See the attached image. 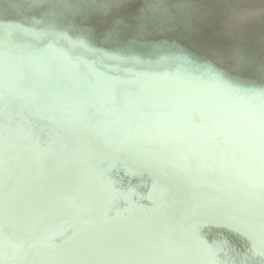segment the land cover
<instances>
[{"label": "water", "instance_id": "1", "mask_svg": "<svg viewBox=\"0 0 264 264\" xmlns=\"http://www.w3.org/2000/svg\"><path fill=\"white\" fill-rule=\"evenodd\" d=\"M70 1L80 11L88 5L92 7V13L77 19V24L84 28V32L86 29H90L88 35L92 36V38L90 37L92 40L93 37H96L101 43L116 47L114 55L120 52L131 55L124 48L126 50L136 49L137 52L135 53L137 54H132V56L144 61L143 65L149 59L153 68L160 65L164 66L170 74L181 71V65L184 62L203 66L201 61H206L217 69L223 68L221 62L225 61L229 55L233 56L231 53L232 45L236 41L235 38H239L240 35L246 37V41L241 39L246 49L253 52L250 46L251 42L247 40L248 37H251L256 39L264 52V36L258 37L245 28L246 24H252L264 30V0H97L102 2L101 5L98 2L93 3L92 0ZM10 3L15 4L19 9L26 6L31 7L34 3L49 4L57 13L63 12L67 6L64 0H10ZM3 12L0 11V27L15 34L11 43L0 39V44H5L17 54V60L13 63L20 62L19 69L24 73L23 83L36 86L38 95L42 97L50 99L78 98L85 102V106L79 114H74L71 107L60 109L50 102H39L31 108L16 104L13 105L10 111L0 114V129L5 138V152L10 148L15 157L14 162L18 166L25 163L22 170L31 175L37 174L39 180H35L36 183L45 188L51 186L45 174V169L49 168L57 178H66L68 172L72 173L73 179L76 177L84 178L80 188L87 193H93L95 192L94 188L97 187L89 178H98L106 169L115 166L114 178L124 186H127L130 181L139 196L148 197L150 193H153L155 186L154 195L159 201L161 199L160 187H166L168 195L165 203L168 207H172L173 202L176 200L183 202L192 198H200L198 196L199 189L209 184H213L211 185L213 190L210 192V197L217 194L219 182L226 177L224 173L219 172L218 167L220 166L218 164L209 161L200 153L193 154L185 151L168 153L174 168L170 169L163 178L162 185L157 170H137L127 160L109 156L103 151L94 152L95 145L75 149L74 143L76 141L74 140L77 139L80 142L84 139L83 141L86 142L88 133L81 131L74 122L88 120L95 124L101 120L98 114L101 109L105 106L118 107L116 104L122 109L136 107L147 119L110 122L113 123V130L135 129L142 125L150 126L152 131H145V147L154 150L161 149L162 142L155 129L167 123L175 114H182L181 108L174 107L171 104L168 105L166 116L157 114L165 104L162 100L165 102L168 99L165 96L168 92H174L188 98L189 109L200 111L203 114L204 119L200 116L194 124L187 123L184 117V124L193 133H200L202 128H207L209 135L205 137V140L213 142L212 152L229 147L230 139L219 136V131L223 132L224 135L228 127L219 121L217 128H209L211 126L207 124L209 120L206 118L209 112L199 101L190 97L189 93L192 87L190 83L182 80L176 81L168 77L152 81L139 80L132 73L144 70L141 65L135 63L121 64L119 69L116 70L108 67V65L119 63L118 61H105V67L110 68V74L108 73V75L104 71L94 69V63L91 61L78 62L69 52L66 55L65 51L57 48L42 54L30 52L26 49L25 38L18 34L23 30L17 29L18 26L13 21H24V25L31 27L30 30H34L37 37L45 39L50 38L49 28L53 30L56 27L48 23L54 28L44 26L37 31L33 28L34 16L31 13L21 15ZM156 14L173 19L175 28L167 29L162 23L160 24L155 18ZM133 19L140 26H136ZM211 23H214L215 26H212ZM123 33L126 36H123ZM152 33H157L158 37L152 39L150 37ZM193 34L195 38H192ZM64 37L70 36L66 34ZM76 39L84 41L91 48H105L94 44L93 41L87 40L82 35H78ZM181 40L187 42L180 45L178 42ZM157 46L165 47L167 51L163 53L158 50ZM103 52L106 53V51ZM170 52H172L171 55H175L174 59L169 60V58H166V54ZM69 56L71 59H69ZM220 58L225 59L220 60ZM48 62L49 64H47ZM260 62L264 63V61ZM44 63L46 66L43 69ZM9 64H5V66L7 67ZM21 66H23V69ZM223 70L224 73L230 74L228 69L223 68ZM73 71L77 76L72 73ZM154 74L161 75L157 72ZM254 75L256 74L251 71L242 73L241 78L243 80L240 83L252 85L260 79L264 80V73L258 74L256 79ZM178 83L181 84L183 89L178 87L180 86ZM53 89L58 90L54 93L51 92ZM101 90H105L107 96L106 94L102 96L101 93L104 92ZM156 97L160 100L156 101ZM113 99L116 100L115 105L112 104ZM132 101L135 103L134 105H132ZM38 118L41 120L39 126L34 127ZM9 120L20 122L18 134L26 136L35 131L38 137L35 148H27L30 146L23 142L20 145L14 142L12 132L7 126ZM9 138H11L10 144L8 143ZM236 147L238 151H241L239 144ZM76 152L78 154L74 155ZM183 166L192 175L195 182L194 189L186 182ZM207 169L211 175L207 172ZM139 196L136 199L141 205L151 207L150 200H140ZM53 199L55 200L54 194ZM110 207L111 212L107 211L106 213L109 226L114 224L112 219L117 220V223H124L126 220L138 221L145 231L157 233L154 242L159 245L171 247L176 251H182L186 246L195 247L190 237L182 234L175 226L161 223L158 215L143 214L135 210L125 212L126 206L120 200H115ZM118 213H120L119 218ZM49 216H55L56 220L52 219L46 223H41L39 226L43 225L45 228L41 227L42 229L34 230L35 232H41L39 246L34 245L31 249L22 248L18 251L19 255H24L25 264H44L45 261H48L47 254L50 255V260L58 259L64 252L74 247L75 239L78 240L82 230L75 231V235H77L74 239H71L70 235L68 236L71 229L77 228L75 224L65 226L60 217V212ZM96 223L97 221L91 222L92 225ZM55 233H58L59 237L55 236ZM201 234L210 243L212 241H225L230 246L233 251L226 248L218 257L221 261L228 262V264L233 261L238 262L242 255L247 252L249 241L238 232L217 228L209 224L203 227ZM252 261L254 264H264V255H261L257 250L252 256Z\"/></svg>", "mask_w": 264, "mask_h": 264}, {"label": "snow or ice", "instance_id": "2", "mask_svg": "<svg viewBox=\"0 0 264 264\" xmlns=\"http://www.w3.org/2000/svg\"><path fill=\"white\" fill-rule=\"evenodd\" d=\"M72 43L73 47H84L97 56V64L101 67L106 58L119 62L108 65L116 70L125 63L144 64V61L124 52L108 57L82 40ZM63 51L67 55V50ZM19 64L10 63L6 67L0 57V114L10 111L16 104L31 108L39 102H50L60 109L71 107L74 114L82 111L85 102L78 98L50 99L38 95L36 86L23 83L24 73L20 71ZM181 69L169 78L190 83V97L199 101L212 114L214 121L235 130L241 155L235 151L229 153L226 149L208 151L203 144L207 129L193 133L185 126L183 114H175L155 129L162 142V148L155 150L146 148L144 144L145 131H152L150 126L113 130L110 122L147 119L136 107L105 106L98 113L101 117L99 122L93 124L88 120H78L74 123L88 133L86 143L96 146L94 152L103 151L109 156L127 160L137 170H157L162 185L163 178L174 168L168 153H200L218 164L226 177L219 182L217 194L183 202L176 200L172 207H168L165 203L166 187H160L159 201L154 195L155 186L148 197L139 196L130 181L124 186L113 179L115 166L109 167L99 178H89L100 189L89 202V207L97 212V223H86L74 247L60 258L44 264H228L218 257L226 248L233 251L230 246L225 241L210 243L201 234L203 227L209 224L238 232L249 241L247 252L238 262L231 264H254L252 256L257 250L264 255V84L246 85L234 81L210 63L200 66L184 62ZM132 75L148 81L166 78L148 71ZM217 94L226 96L229 102L220 103ZM115 103L113 99L112 104ZM4 143L5 138L0 134V264H25L17 253L22 248L34 247L32 231L48 215L67 211V206L55 201L51 189L36 183L30 173L22 170L14 162L11 149L5 152ZM8 143H11V138ZM137 196L140 200H150L151 207L141 205ZM115 200L124 203L125 212L135 210L158 215L161 223L175 226L190 237L195 247L186 246L182 251H176L159 245L154 242L157 233L145 231L138 221L126 220L109 226L106 213Z\"/></svg>", "mask_w": 264, "mask_h": 264}, {"label": "bare ground", "instance_id": "3", "mask_svg": "<svg viewBox=\"0 0 264 264\" xmlns=\"http://www.w3.org/2000/svg\"><path fill=\"white\" fill-rule=\"evenodd\" d=\"M59 1H62V0H59ZM64 1H66V4L68 7L66 6V9H64V11L61 13H57L56 10L53 7H51L49 4L48 5L47 4L40 5L39 3H34L31 7L26 6L23 9L20 8L21 9L20 10L18 7H16L15 4L10 3V0H0V11H4L3 13L9 12L10 14H21V15L31 13V15L34 16L33 28L37 31L41 30L44 26H50V25H48V23H51L56 27V28H54V27L50 26L54 29L52 30L49 28L48 32H49L50 38L45 39V38L37 37L34 34V30H30V29H32L31 27H27L26 25H24V23H25L24 21H13L14 24H16V26H18L17 29L23 30V32H19L18 34L25 38L26 49L29 50L30 52H34V53L37 52V53L42 54V53H44L48 50H51L53 48H57L60 50H67V52H69L75 58L76 61L79 62V61H83V60H89L92 63H94V69L104 71L106 74H108V73L110 74V68L105 67V65L103 67H101L97 64L98 58L93 53L89 52L84 47H79V46L73 47L72 42L77 41L76 38L78 35H82V37H85L87 40L93 41L94 44L101 45V46L105 47V48H101L99 50H101L102 52L106 51V54L108 55V57H111L112 55H114V49L116 47L107 46L104 43H101V41H98V39L96 37H93V40H92L91 39L92 36L88 35V34H90V29H86V31H85L86 33H85L83 30L84 28H82L81 26H79L77 24V21H78L77 19L79 17L88 16V13L90 14L93 12L92 7H90V5H88L86 8H83L80 11V9H77L76 7H74V3L72 1H70V0H64ZM92 2L93 3L98 2L99 5H101V3H102L101 1H97V0H92ZM155 18L160 24L162 23L167 29L175 28L174 27L175 21L173 19L166 17V16L162 17V16L157 15V14L155 15ZM133 21L136 24V26H140V24L135 19H133ZM211 25L215 26L214 23H211ZM140 28L142 30H145L143 27H140ZM245 28L249 32H251L252 34H254L258 37L264 36V30H263V28L260 29L261 27L254 26L252 24H246ZM14 34H15L14 32L7 31L6 29L0 27V39H2V41H6L8 43H11V40H12ZM66 34L69 35L70 37H67L66 39L62 38ZM123 36H126V34L123 33ZM150 37L152 39L157 38L158 34L152 33L150 35ZM192 38H195L194 34H193ZM235 39H236V41L232 45V52H231L233 54V56L229 55L225 61H222L221 62L223 64L222 67L224 69L226 68L230 71V74H227V76H229L234 81L240 82L241 80H243L241 78V75H242V73L244 74L246 71H248V72L251 71L252 73L256 74V75H254V78L256 79L258 74L264 73V63L260 62V61H264L263 60L264 59V52L262 50L263 49L262 46H260L259 43L256 42V39L248 37L247 40H249L251 42L250 46L253 49V52H252V50L246 49L242 44L243 41L241 39H244L246 41L245 36L240 35L239 38L237 37ZM186 42L187 41L181 40L180 42H178V44L183 45ZM189 42H191V41H189ZM193 42H195V41H193ZM157 48H158V50H160L163 53L165 51H167V49L165 47L157 46ZM95 49H98V47ZM124 50L129 52L131 55L137 54V53H135V52H137L136 49H133V50L127 49L126 50L124 48ZM235 53H237V55H235ZM171 54H172V52H170L169 54H166V58L167 59L169 58V60L172 58L174 59L175 55H171ZM0 57L3 58V61L5 64L13 63L14 61L17 60V54L14 53L13 51H11L10 48L7 47L5 44H0ZM223 59H225V58H220V60H223ZM105 61H113V60H111L110 58H106ZM256 61H259V62L254 63ZM44 62H45V59H44ZM206 63H207L206 61L205 62L201 61V65H204ZM47 64H49V62ZM45 66H46V64L44 63L42 68L44 69ZM21 68L23 69V66H21ZM141 68L144 71H148L151 73H155V72L160 73L161 74L160 76H163V77L169 78V76L173 77L175 75V74H170L165 69V67L161 66V65L159 67L157 66V68H153L152 63H150L149 59L146 60L145 65L141 66ZM223 68H219V69L224 72ZM94 69H92V70H94ZM72 73L75 76H77V74L74 71ZM139 80H144V79L139 78ZM176 81H178V80H176ZM244 81H247V80H244ZM250 82H252V81H250ZM178 84L180 85L178 87L180 89H183L181 84L180 83H178ZM261 84H264V80H262V79L255 82L254 85H261ZM56 88H58V87H56ZM184 89L188 90L187 88H184ZM57 90L58 89H53L51 92L55 93ZM101 91L104 92V93H101L102 96L104 94H106V96H107V92L105 90H101ZM165 96L168 99H166L165 102H164V100H162L163 103H165V104L163 105V107L161 109L162 112L161 111L157 112L158 115L166 116L168 114V105L171 104L174 107L181 108V112H182L183 116L186 118L187 123L194 124L200 116L203 117V114H201L200 111H194V110L191 111L189 109V107H188L189 99L188 98H184L183 96L177 95L174 92H168V93H166ZM216 98L220 103H223L225 101H229L226 96H220L219 94H217ZM155 100L159 101L160 98L156 97ZM134 104L135 103L132 101V105H134ZM116 105L120 108V106L118 104H116ZM26 113H29V112H26ZM206 118L209 120L207 124H209L211 126L209 128H213V129L217 128V124L219 121H214V118H213L211 113H207ZM203 119H204V117H203ZM40 121L41 120L39 118L36 119L34 127L39 126ZM19 123H20L19 121L16 122L14 120H9V122L7 123L8 129L12 132L14 142H16V144H19V145L21 144V142H23L27 146H30V147H27L26 145H22L23 147L35 148L37 141H38V137L35 134V131L30 132L26 136L18 134ZM203 129H207V128L204 127ZM218 130H220V129H218ZM0 134H1V129H0ZM215 134H216V131H215ZM219 136L222 138H223V136L228 137L230 139L229 147L220 148L221 150L226 149L229 153L235 151L238 154V156L242 154L241 151H238V149L236 147L238 145V143L236 142V139H235L234 129L228 127V130L224 135H223V132L219 131ZM26 137H28V138L24 139ZM86 138H88V135H86ZM83 140L84 139H82V141H80V142H78L77 139L74 140V141H76L74 143L75 147H76L75 149H77L78 147L83 149V148H87L89 146ZM203 144H204V147L208 151L212 152V147H213L212 141H207L204 138ZM76 154H78V153L76 152L74 155H76ZM24 164L25 163H21L19 165V167L21 169H23V167H25ZM182 169L185 172V179H186L187 184L192 189H194L195 188V182L192 179V175H190V172L184 166ZM45 170H46L45 174L51 183V186H49L48 188L52 190V193L54 194L55 201L67 206V211L60 212V217L63 221V224H65V226L72 225V224H75L77 226V228L71 229L68 233V236L70 235L69 237H71V239H74L77 235V234L75 235V231L78 232L80 230H83L86 223L91 224L92 221H97V212L94 209L89 207V202H90V199L94 195H96V193L100 189L98 186H96L97 188H94L95 192L87 193L80 188V185L83 183L84 178L76 177L73 179L71 172L66 173V178H57L52 174L53 172L50 171L49 168H46ZM175 170H177V169L175 168ZM203 170L205 171V169H203ZM218 170L221 174H223V171L220 167H218ZM207 172L211 175V173L209 172L208 169H207ZM31 176H32L34 181L39 180V176L37 174H32ZM100 176H101V174H100ZM113 179H115L114 176H113ZM211 185H213V184H209L208 186L201 187L198 191V196L200 198L210 197V194H211L210 192L213 190V186H211ZM247 190L250 191V189H247ZM110 209H111V207L109 206V210H108L109 212H111V210H112V209L111 210ZM52 219H55V216H49L48 215L47 218L42 223H46L47 221H49V220L51 221ZM112 220H113L114 224L117 223V220H115V219H112ZM41 227L45 228L43 225H41L37 229H42ZM37 229H35V230H37ZM40 235H41V232H35L34 230L31 233V237L34 241V245H36V246H39ZM20 236H21V238H23V232L20 233ZM55 236L59 237L58 233H55ZM76 241H77V239H75L74 242L76 243ZM25 249H28V248H25ZM18 256L22 260L25 261V259H23L24 255L21 256L18 254ZM46 257L48 258V260H50L49 254H47Z\"/></svg>", "mask_w": 264, "mask_h": 264}]
</instances>
